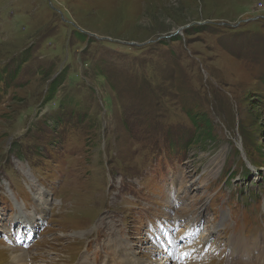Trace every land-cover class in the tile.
Masks as SVG:
<instances>
[{
	"label": "rangeland",
	"instance_id": "374dc122",
	"mask_svg": "<svg viewBox=\"0 0 264 264\" xmlns=\"http://www.w3.org/2000/svg\"><path fill=\"white\" fill-rule=\"evenodd\" d=\"M184 228L183 264L264 242V0H0V264H174Z\"/></svg>",
	"mask_w": 264,
	"mask_h": 264
},
{
	"label": "trees",
	"instance_id": "16d2710c",
	"mask_svg": "<svg viewBox=\"0 0 264 264\" xmlns=\"http://www.w3.org/2000/svg\"><path fill=\"white\" fill-rule=\"evenodd\" d=\"M80 37H82V32L78 33ZM179 37V36H177ZM18 67V66H17ZM15 73V71H13ZM11 74V72H10ZM98 74V72H97ZM98 75L101 76H106L108 75L104 71H100ZM63 81V76H62V71L60 73H57L49 82L48 87L46 89V93H44L42 97V103H46L47 101L51 100L56 91L58 86L62 83ZM147 88V86H146ZM148 92H153L148 89ZM138 105H141L140 102V97L138 96ZM188 117L190 119V122L192 123L194 127V134L192 138L195 141H206L211 139L212 134H211V123L209 118H206L204 113H199V112H193L192 110H187ZM57 119H60V117L57 115Z\"/></svg>",
	"mask_w": 264,
	"mask_h": 264
},
{
	"label": "bare ground",
	"instance_id": "6f19581e",
	"mask_svg": "<svg viewBox=\"0 0 264 264\" xmlns=\"http://www.w3.org/2000/svg\"><path fill=\"white\" fill-rule=\"evenodd\" d=\"M41 203V202H40ZM19 206V205H18ZM21 206H19V208H20ZM29 213V212H28ZM25 214V213H24ZM23 221L24 220H26L28 223H31V222H33L34 220H35V218L33 217V215H24L23 217ZM33 219V220H32ZM21 231V230H20ZM187 234V233H186ZM185 233H184V235H186ZM17 235H19L20 236V234H17ZM27 237V236H26ZM25 238V237H24ZM236 243V242H235ZM235 243H233V245L235 244ZM257 243V244H256ZM253 242V244H254V246L257 248V250L255 249V250H253L252 251V254L254 255V257H253V255H249V256H243V254H241V255H239L240 254V250H238V251H235V250H233V252L234 253H236L235 255L233 254V255H230V260H228L227 261V263L226 264H229L228 262H230V264H234L235 262H237V261H239V259H244L245 261H247V262H249V264H255L257 261H260V258L262 257V259H261V261H264V253L263 254H261L262 252H260V250H262V249H264L262 246H264V242H262V246L260 247V243L259 242ZM238 246H239V249H240V247H241V244L240 243H238L237 244ZM258 246V247H257ZM236 248H237V246H236ZM232 253V252H231ZM14 254V253H13ZM23 255H24V253H21V254H17V255H14L13 256V259H14V263L15 264H22L24 261H23ZM27 255V254H26ZM256 255V256H255ZM122 257H124L123 255H122ZM12 258V257H11ZM81 258H84V260H83V263L85 262V263H88V259L87 258H85V255H83ZM126 258V257H125ZM232 260L234 261L233 263H232ZM140 263V262H139ZM24 264H27V262L26 263H24Z\"/></svg>",
	"mask_w": 264,
	"mask_h": 264
},
{
	"label": "water",
	"instance_id": "95a60500",
	"mask_svg": "<svg viewBox=\"0 0 264 264\" xmlns=\"http://www.w3.org/2000/svg\"><path fill=\"white\" fill-rule=\"evenodd\" d=\"M184 28V27H183Z\"/></svg>",
	"mask_w": 264,
	"mask_h": 264
}]
</instances>
